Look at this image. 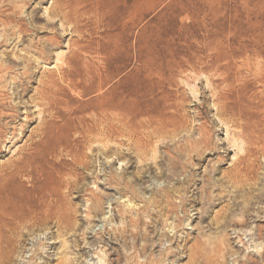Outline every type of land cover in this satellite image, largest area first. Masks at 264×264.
Listing matches in <instances>:
<instances>
[{"label":"rangeland","instance_id":"obj_1","mask_svg":"<svg viewBox=\"0 0 264 264\" xmlns=\"http://www.w3.org/2000/svg\"><path fill=\"white\" fill-rule=\"evenodd\" d=\"M240 121L264 144V0H0V264H264Z\"/></svg>","mask_w":264,"mask_h":264},{"label":"bare ground","instance_id":"obj_2","mask_svg":"<svg viewBox=\"0 0 264 264\" xmlns=\"http://www.w3.org/2000/svg\"><path fill=\"white\" fill-rule=\"evenodd\" d=\"M216 99H217V101H219L221 99V95H218L216 97ZM221 110H222V108H221ZM219 114L221 116H224V115L228 116L229 113L226 114L225 112L219 110ZM231 118H232V116H231ZM118 119H120V118H118ZM102 121L103 122L106 121L108 124V127L112 130L114 129V125L112 123H109L107 121L106 117H103ZM120 121H122V120L120 119ZM126 123L129 124L130 121H127ZM250 129L251 128H249V126L247 124L241 123V121L239 123L236 122L234 134L242 140L241 143H243L244 148L242 149L243 152L241 150L242 154H239V156L233 162V164H232V166L228 172L223 171L222 164H221V161H223V160L222 159L219 160L220 165H219L218 170L221 173H223L224 176H228L229 178H231V181H234V184L236 186H240L243 182L250 180L251 173H252V160H255L253 162H254V164H257L258 163V159H256L257 154L258 155L264 154V144L260 142V140H259L260 138L258 136H256L254 134V132L251 131ZM87 135H88V133L85 134V136H87ZM196 144H197L196 147H199V148H195V150H196V152H199V153L201 152L200 149L201 150L203 149V144L205 146L210 145V143H208V141H206V139L205 140H199V141H197ZM33 149H35V148H33ZM0 180L8 181V180L2 179V178ZM69 186H70V191H72V190L74 191V188H76V189L78 188V183L72 182L71 184H69ZM263 194H264V191H263ZM263 194H262V196H263ZM42 202H44V201H40V200L38 202H36L35 200L32 201L33 204L34 203L36 204L35 207H37V205H40ZM57 213H58L57 212V206H55L54 204L52 206L49 205L48 208L46 209V211H44L43 213H41L39 211V209H36V208L30 209V211H27V217H25V215H24V229L30 223L31 224H36V223H40V222L42 224L48 223L52 219L58 218V217H56ZM6 216H7V214H6L5 210L0 205V221L1 220L3 221L6 218ZM1 218H3V219H1ZM28 218L29 219L31 218L32 221L30 222ZM13 251H14L13 248H10L9 250H6L4 252L1 251L0 256L4 259V261H6V262L10 261L12 259Z\"/></svg>","mask_w":264,"mask_h":264}]
</instances>
